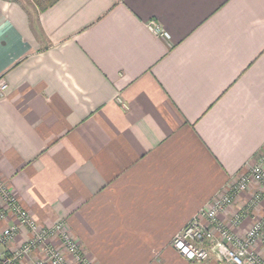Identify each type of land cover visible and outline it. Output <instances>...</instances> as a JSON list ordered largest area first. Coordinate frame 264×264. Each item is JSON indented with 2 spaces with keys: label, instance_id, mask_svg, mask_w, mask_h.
Returning a JSON list of instances; mask_svg holds the SVG:
<instances>
[{
  "label": "crops",
  "instance_id": "0c3cea01",
  "mask_svg": "<svg viewBox=\"0 0 264 264\" xmlns=\"http://www.w3.org/2000/svg\"><path fill=\"white\" fill-rule=\"evenodd\" d=\"M0 75V179L39 225L64 221L95 264H232L171 240L264 149V0H0ZM236 212L244 236L261 183L219 219Z\"/></svg>",
  "mask_w": 264,
  "mask_h": 264
},
{
  "label": "built area",
  "instance_id": "2783aa9c",
  "mask_svg": "<svg viewBox=\"0 0 264 264\" xmlns=\"http://www.w3.org/2000/svg\"><path fill=\"white\" fill-rule=\"evenodd\" d=\"M149 27L153 32L163 35L154 21L149 23ZM6 89L7 81L0 75V97L5 94ZM251 181L261 183L264 189V149L245 171L217 190L176 232L171 245L191 261H203L215 255L217 259L232 264H264L252 247L259 238L264 240V216L255 219L244 236H238L231 228L241 221L240 212L234 213L230 225L219 219V214L230 206L235 196L246 189ZM0 199L5 204V208L0 210V219H10V216L15 219L13 223L0 229V244L10 242L20 226H24L29 233L18 246L0 257V264H19L29 253L35 251L40 256L33 259L31 264H69L67 253L73 257V264H95L83 255L63 222H56L51 227L39 225L1 179Z\"/></svg>",
  "mask_w": 264,
  "mask_h": 264
},
{
  "label": "trees",
  "instance_id": "16d2710c",
  "mask_svg": "<svg viewBox=\"0 0 264 264\" xmlns=\"http://www.w3.org/2000/svg\"><path fill=\"white\" fill-rule=\"evenodd\" d=\"M29 4H33L37 11H42L52 5L57 0H27Z\"/></svg>",
  "mask_w": 264,
  "mask_h": 264
},
{
  "label": "rangeland",
  "instance_id": "374dc122",
  "mask_svg": "<svg viewBox=\"0 0 264 264\" xmlns=\"http://www.w3.org/2000/svg\"><path fill=\"white\" fill-rule=\"evenodd\" d=\"M260 153H261V152H260ZM258 156H259V155H258ZM258 156H257V158H258ZM257 158H256V159H257ZM1 181H2V180H1ZM2 182H3V181H2ZM7 189H8V188H7ZM56 222H63V223L65 224V222L62 221V220H59V221H56ZM56 222H55V223H56ZM53 225H54V223L51 224V225H44V227H51V226H53ZM41 226H42V225H41ZM65 226H66V224H65ZM66 228H67V226H66ZM67 230H68V228H67ZM68 232H70V231L68 230ZM70 235H71V233H70ZM71 236H72V235H71ZM72 237H73V236H72ZM73 238H74V237H73ZM74 239H75V238H74ZM75 240H76V239H75ZM76 241H77V240H76ZM77 243H78V242H77ZM82 253H83V252H82ZM67 254H68V253H67ZM67 254H66V255H67ZM29 255H31V254L29 253ZM29 255H28V256H29ZM68 255H70V254H68ZM83 255H84V253H83ZM71 257H72V256H71ZM72 258H73V257H72ZM68 263H69V262H68Z\"/></svg>",
  "mask_w": 264,
  "mask_h": 264
}]
</instances>
